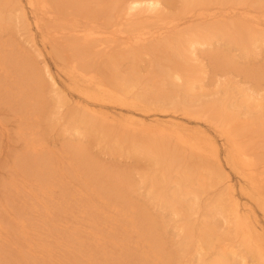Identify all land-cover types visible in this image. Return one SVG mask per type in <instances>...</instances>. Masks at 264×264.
Instances as JSON below:
<instances>
[{
  "label": "bare ground",
  "instance_id": "bare-ground-1",
  "mask_svg": "<svg viewBox=\"0 0 264 264\" xmlns=\"http://www.w3.org/2000/svg\"><path fill=\"white\" fill-rule=\"evenodd\" d=\"M96 1L92 6L89 4L90 0H0V28L5 29L11 22L15 23L18 30L27 37L26 42L30 45V49L35 50L32 55V52L27 51L28 48L26 49L22 44L19 46L11 36L8 37L9 39H4L0 31V141L12 143L15 140L13 138L15 135L17 141L22 144L20 149L23 151L18 149L21 152L18 153V150H12L13 154L15 152V158L11 155L10 159L14 158L16 162L18 161L16 164H20V169L30 164L27 169H24L26 173L21 171L20 174L23 178V189L29 191L28 194L31 196L37 195L36 191L33 193V189L35 190L32 182L33 175H39L41 180L47 176V173L39 165L45 157L43 152L48 153L49 151L59 154L62 159H67L71 158L68 153L73 148L75 161L80 160L82 165L88 166L87 161H83L87 156L86 152H88L84 143L90 137L101 133L104 139L95 137V140L99 144L104 141L109 146H113L118 141L129 140L135 152L141 151L144 155L155 157L156 160L151 161L156 166L166 164L172 157H176L177 162L180 158L178 164H175V160L172 163L177 166L178 176L174 178V181L177 182L178 187L172 190L169 199L165 200L167 204H170L168 206L172 213L182 216L184 214V219H180V224L176 226L181 232L180 239L176 242L179 250L187 253L191 250L192 244L196 243H199L198 249L205 250L204 252L198 251V249L193 250L194 252L198 251L196 254L199 255L200 261V263L195 262L194 264H205L207 261H210L211 264H234L238 260L239 264H248V254L256 264H264V227L259 222L257 213L258 209L264 215V153L257 159L255 156L256 142L247 137L254 136L248 133L247 126L239 127L237 125V127L233 123L234 113H230L228 110L226 106L228 99H225L230 95L225 94V102L212 101L211 99L209 102L205 98L210 94H203V96L194 94L197 96L192 99L195 100L193 102L196 104L195 106L186 104L192 102H188V99L185 98H180V101L174 99L161 101L159 99L160 103H155L156 97H150L145 101L142 97L143 94L135 91V83L129 82L131 78L133 80L134 78L127 76L128 68L123 66L125 53H130L133 60L137 56L148 53V50L160 48L162 45L173 46L175 51V47L179 43L175 54L180 59L183 57L185 59V51H188V59L191 61L190 65V61L187 60L190 77L194 78L198 70L199 75L206 76L203 69V60L205 59L203 54L212 45L213 33L218 31L223 26L221 23L227 19L226 11L213 10L210 6L222 3L223 0H189L183 3L180 10L179 6L182 3L176 9H172L164 0ZM179 11L182 17L179 15ZM232 16L250 21L257 27L264 25V21L260 17L250 13L236 11L232 13ZM197 21H202L201 25H204L200 34L197 30L199 24L197 27L193 25ZM228 33L231 34L230 31L224 32L226 36ZM158 48L155 52L157 56L161 54L163 47L160 50ZM151 54H153L152 51L149 55ZM167 58L171 60L169 54ZM167 58L165 64L162 62L165 61L163 59L162 61L160 59L155 62L151 61L152 64H149L159 70L156 78H162L160 70L169 67L170 60ZM50 61L54 64L52 65L56 69L55 73L52 71ZM135 65H131L134 70L140 69L139 64ZM174 66L178 68V61L176 63L174 61ZM116 68L122 69V72L125 73L122 80L115 77L114 70ZM154 71L152 72L153 77L155 74L157 75ZM137 76L139 77V75ZM185 80L187 81L182 71L175 70L170 77V82L174 84ZM189 89L192 90L191 93H195L194 85H191ZM224 90L227 93L229 87L225 86ZM218 95L222 96L223 94ZM169 96L177 97L176 94H169ZM234 97L233 94L231 98ZM242 104L249 106L253 112L262 110L264 94L258 91L243 94ZM1 108L10 111L9 114H14L13 117L17 119V128L13 127L15 130H12L14 135L11 134L10 128L7 129L9 131L6 130L8 123L4 124V113L2 114ZM7 111L4 112L7 113ZM177 111H182V114H178ZM44 114L53 115L48 120L53 119L54 124L62 126L61 131L70 141L61 137L60 141L65 142L62 143V141V146L57 147L56 144L51 145L45 140L44 134L47 130L43 129L41 125V118L44 117ZM193 121L195 122L193 123ZM259 125L261 126V123ZM55 127L57 126L54 125ZM257 130L258 126L253 131L257 132ZM12 138L14 140H11ZM17 141L14 143L16 144ZM71 141H75V143L69 147ZM10 145L8 144V146ZM12 148L16 147L12 146ZM12 151H10L11 154ZM178 152L181 154L178 155ZM192 156L200 159V161L194 162V165L198 167V171L200 169L203 171V173L200 171L201 177L196 182L190 180L192 184L198 183V186L203 187V191L206 192L208 183L216 185L226 181L224 184L226 195L220 200L218 205L220 211L218 210L216 215L210 212L211 208L205 214L200 213L201 192L196 187L192 185L189 187L187 184L191 177L187 171L193 164L187 163L183 159ZM223 159L225 164L240 178V195L237 194L238 189L231 180L229 171L225 169ZM13 163L14 166L12 164L10 167L13 166L12 177L17 178L19 167L14 161ZM72 165L74 166L73 175L76 176L77 172L81 173L80 177L87 191V185L90 186L89 183L94 177L90 176L87 182L88 173L80 169L81 165ZM148 174L145 175V179H150L151 195L154 200L161 202V198L163 195L166 196V193L161 194L159 187L162 185L167 188L170 177L166 173L162 177L158 174ZM45 179H43L44 182H47V177ZM45 184L41 187H46ZM21 187V184L18 185V197L24 195V192L21 194L23 191ZM79 190L78 188L73 196L81 199L77 195ZM184 194L192 195V198H188L187 205L183 204L185 201H178V198ZM243 197L244 199H242ZM203 203L206 209L209 208L204 201ZM16 204L13 201L3 203V211L8 215L17 214L11 209ZM192 204L195 205V208H192ZM196 205H198V209H196ZM183 206L190 207L189 213L188 209L184 210L185 212L181 211L185 208ZM167 208L169 209V207ZM191 208L193 211L197 210L202 218L197 213L195 214L196 217L198 216L197 219L189 217ZM16 210L14 208V211ZM19 211L22 212L21 209ZM20 212L17 215L13 214L14 218L11 215H6L13 219V223L10 222L11 226L8 225L10 219L7 222L11 232L15 225V218L20 216ZM220 219L227 226L226 231L223 228L218 234L216 231L219 225L217 220ZM114 220L113 227L111 224L108 227L110 228L108 233L112 236L119 231ZM197 221L200 223L198 229L200 233L195 235ZM228 221L232 222L231 226L228 225ZM1 225L0 264H3L4 256L10 253L11 257L14 256L11 258L13 262L5 260L4 264L8 262L10 264H17V262L19 264H28V262L35 264L37 261H32L31 256L34 258L37 256L41 260L40 263L47 264L46 259H50L49 256H52L49 253L51 249L45 246L49 254L42 255L37 250V246L28 243L27 220L20 224L23 227V234L20 237L25 239L28 250H20L19 247L17 252L14 250V253L16 252L21 259L8 250L9 247L6 245L10 241L12 242V236L10 238V231L7 227L4 228L6 225L2 226L3 228ZM146 228L148 229L147 226ZM6 231H9L8 235L5 234ZM91 233L96 238L102 237L98 228L91 229ZM214 233L223 240L222 246L218 248L216 256L208 260L207 249ZM229 233L234 234V237H228ZM89 242L90 238L87 244ZM12 243L11 245H13ZM120 246L122 247V245ZM12 248L10 249L13 250ZM95 248L96 246L93 245V249ZM152 248L153 255L157 254L158 244ZM123 250L124 246L122 252L113 250L114 254L111 256H124L127 252ZM101 251L104 252L100 247L96 252L100 253ZM123 258L120 259L123 260ZM56 261L52 260L49 263L55 264ZM255 262L253 261L254 264ZM91 264H95V261H91ZM111 264L118 263L116 260H112Z\"/></svg>",
  "mask_w": 264,
  "mask_h": 264
},
{
  "label": "rangeland",
  "instance_id": "rangeland-1",
  "mask_svg": "<svg viewBox=\"0 0 264 264\" xmlns=\"http://www.w3.org/2000/svg\"><path fill=\"white\" fill-rule=\"evenodd\" d=\"M164 1L167 2L172 9H176L180 3H182L179 6L180 10L183 3L189 0ZM95 2L97 1L90 0L89 4L94 6ZM210 7H212L213 10L218 11L222 9L226 11L225 16H227V19L221 23V26L222 24L223 26L213 33L212 45L208 50H205V53L203 54L205 56V59L203 60V69L206 76L202 74L199 75L198 70L194 78L190 77L187 64V60H189L188 51H185V59L183 55H181L183 59H180V57L175 54L177 45H180L179 43H177L175 51L173 46L166 47L165 45H162L160 48L163 47V49L159 56L155 53L158 47L148 50V53L137 56L133 60L130 53H125V62L123 66L126 69L128 68L127 76L134 78V80L131 78L129 82L135 83V91L139 94H143L142 97L145 101L150 97H156L157 100H154L155 103H160L159 99L161 101H170L172 99L179 100L180 98H185L188 99V102H192L186 104L189 106H195L196 104L193 103L195 100L192 99L197 98V96L194 94H200L201 96H203V94H210L205 98L209 102L210 99L212 101L219 100L225 102L224 96H226L225 94H229L230 96L225 97V99H228L226 105L228 110L230 113H234L233 123L239 127L247 126L249 129L248 133L255 137L247 136L256 142L255 146L257 151L255 156L258 159L260 155L264 153V108L253 112L249 106L242 104V100L243 94H247L248 92L258 91L261 94H264V29H259L264 28V25H260L258 28L250 21L240 19L236 16L233 17L232 13L236 11L239 13H250L251 15L260 17L264 21V0H223L222 3H215ZM246 8L249 10H245ZM179 15L182 17L181 12ZM187 15H189V13H187ZM201 23L203 22L197 21L193 24L194 27H197L199 24V28H197L199 34L200 30L204 28V25H201ZM8 25L5 29L0 28L4 39H9L8 37L11 36L14 41H17L18 45L22 44L26 49L28 48L27 51L32 52L31 54L34 55L35 50L30 49V45L26 42L27 37L23 35L22 31L18 30L19 28L16 24L11 22ZM225 31H230L231 34L228 33L226 36L224 34ZM14 36L16 37L15 39ZM160 48L158 49L160 50ZM151 51L153 54L149 55ZM168 54L170 55L171 60L167 58ZM161 58L165 61H162ZM166 58L170 60L168 62L169 67L160 70L162 71V78H156L159 70H156L151 65L149 66V64H152L151 61L155 62L157 59H160V61L165 64L167 63ZM174 61L175 63L178 61V68H175ZM50 63L51 65L53 64L51 61ZM135 64L141 66L140 69L138 68L139 70L137 68L134 70L131 66ZM53 65L51 67L52 71L55 73L56 69ZM175 70L184 72L187 81H178L179 84L170 82L171 74H173V71ZM153 71L154 73H157V75L155 74V77H153ZM148 72L152 75L150 76ZM114 74L119 80H122V76L125 75V73L122 72V69L120 70L117 68L114 70ZM137 75H139V77ZM191 85H194L193 90H195V93H191L192 90L190 91L189 89ZM225 86L229 87L227 93L224 90ZM169 94H176L177 97H170ZM218 94L223 95L219 96ZM233 94L235 97L231 98ZM1 109L2 114L4 113V124L6 125V123H8L6 125V130L10 128L9 130L12 134L17 128V119L13 117L14 114H9L10 111L8 112L7 109ZM4 111H7V113ZM181 112L182 111H177L178 114H182ZM10 115L11 117H9ZM49 117L52 118L53 115L44 114V117L42 116L41 118V125L43 129L47 130V132L44 130V132H46L45 134L43 133L44 138L51 145L56 144L57 147H60L65 141L62 140V142L59 138L63 137L67 140H69V138L64 136V133L61 131L62 126H58L56 123L54 124L52 122L53 119L49 121ZM194 122L195 121H193V123ZM259 123H261V126ZM54 125L57 127L54 128ZM256 126H258V130L257 132H254L253 130ZM11 127H14L15 129H12ZM14 136L13 138H15V140L13 138L11 139L14 140L13 142L10 140L13 144L10 142L8 143V141H0V225L3 223L1 227L6 225L4 228L6 229L7 227L10 231L9 236L10 238L12 236L13 243L10 241V245L9 243L5 245L9 247L8 250L12 251L14 255H17V257L21 259V257L16 254L18 247L19 249L21 248L20 250H28L25 239L20 237L23 234V227L20 224L27 220V231L29 232L27 235L28 243L37 246V250L42 253V255L49 253L52 254V256H49L51 257L50 259H46L47 264H50L49 262L52 260H57L55 264H91V261H95V264H111L112 260H116L118 264L200 263L198 259L199 255L196 253L198 251L204 252L205 250L201 248L198 249L199 243H196L195 245L192 244L191 250L187 253L179 250L176 242L180 239L181 232H179L176 226L180 224V219H184V214L182 216L172 213L170 206H168L170 204H167L165 200L169 199L170 192L178 187L177 182L174 181V178L178 176L176 170L177 166L174 165L179 163L180 158L177 162V158L172 157L166 164L162 162L163 165L156 166V164L151 161L153 159L156 160L155 157H151L148 154L144 155L141 151L135 152L129 140L115 142L113 146H109L104 141L99 144V142L95 140V137H99V139H104V137L101 133H97L95 137H90L84 143L88 152H86L87 156L84 157L83 161H87L88 166L82 165L80 160L77 162L75 161L73 148L68 153V156L71 158L67 159H62L59 157V154L50 153L49 151V154L43 152L45 157L43 160L41 159L42 161L39 165L47 173L46 177L48 181L44 182L46 177L43 178L45 180H41L39 175H33L32 182L35 186L33 193L36 191L37 195L35 194L36 196H31L28 194L29 191L23 189V178L20 175L21 171L26 173L24 169H27L30 164L21 169L20 164H16L18 161L16 162L14 159L15 152L13 154L12 150L16 151L19 149L22 152L23 149H20L22 148V144L20 141H17V136ZM16 141V144L19 143V145L14 143ZM71 142L72 143L68 145L69 147L75 143V141ZM8 144L11 145L8 146ZM12 146L16 148L13 149ZM19 150L17 152L21 153ZM10 151H12V154ZM179 154H181V152H178V155ZM11 155L14 157L13 160L10 159L12 158ZM158 159L162 160L161 158ZM167 159L168 157L166 160ZM174 160L175 164L173 165L172 163ZM13 161L19 167V172L16 176L17 178L12 177V168L14 166ZM183 161L193 164L190 166L191 169H188L187 171L191 176L190 179H188L187 184H189V187L190 185L196 187L197 190L201 192L202 200L200 213L205 214L211 208L210 212L216 215L218 210L220 211V209H218L219 202L226 195V189H224L226 181L224 180L216 185L208 183V190L204 192L203 187L198 186V183H191L196 182L198 178L201 177V172L203 173L202 169H200V172L197 170L198 167L194 165V162L200 161V159L192 156L191 158L183 159ZM223 162L225 169L230 173L231 180L236 184L238 189L237 194L240 195L239 176L234 173L227 164H225L224 159ZM12 164L13 166L10 168ZM72 164H76V166L81 165L80 169L88 173L86 176L87 182L90 176L94 177L89 183L90 186L87 185V191L83 186L80 177L81 173L77 172L76 176L73 175L74 166ZM148 173L158 174L160 177L166 173L170 177L167 188L162 185L159 187V192L161 194L166 193V196L163 195L161 198V202L154 200L151 195L152 185L150 179H145V175ZM190 180L192 181L190 182ZM48 182L50 184H47ZM20 184L23 189L21 194L24 192L22 197H18V185ZM43 184H45L46 187L42 188ZM62 185H64V187H62ZM78 188L80 190L77 195L81 197V199H78L77 196H73ZM188 198H192V195L184 194L181 198H178V201H185L183 204L187 205L189 201ZM242 199H244V197ZM7 201H13L14 204L17 203L16 206L14 205V207L11 208L13 209V212L18 214L20 209L22 211L20 212V216L15 218V225L13 226L12 232L11 229H9V226H7V222L11 217L8 218L7 216L17 214L13 213L8 215L3 211L2 204L5 202L7 203ZM203 201L209 208H205ZM163 203H165L164 206L166 207L163 206ZM192 206V208H195L194 204H192ZM196 206V209H198V205ZM167 207H169V209ZM184 207L185 206H183V208ZM14 208L17 210L14 211ZM180 208L182 207L180 206ZM192 208L189 217L191 216L192 219H197L198 216L196 217L195 215L197 213L199 217L202 218L197 210L194 209L193 211ZM189 209L190 207H185L183 210L181 209V211L185 212L184 210H187L188 212ZM257 213L258 220L264 227V215H262V212L258 209ZM12 218H14V216ZM113 219H115V225L117 226V229L119 228V231L112 236L108 233L110 229L108 227L110 224L111 227H113ZM217 221L219 224L216 230L217 233L219 234L223 228L224 231H226L227 224L223 223L222 219ZM10 222L13 223V219H10L8 222V225L10 224L11 226L12 223ZM199 224L200 223L196 224L195 235L200 233V231H198L200 228ZM94 225L95 227H93ZM228 225L231 226L232 222L228 221ZM94 228L100 230L102 237L96 238L92 236L91 229L93 230ZM9 231H6L5 234L8 235L7 233ZM228 237H234V234L229 233ZM89 238L90 242L87 244ZM220 240L221 239L214 233L213 239L207 249L208 252L206 256L208 260H211L216 256L215 254L218 251V248L222 246L223 240ZM11 243L13 245H11ZM19 244L22 247H16V245ZM155 244H158V253L153 255L154 251L152 247H154ZM93 245L96 246L95 249H93ZM117 245L118 247H115ZM120 245H122V247L124 246L123 251H126L127 253L124 254V256H111V254H114L113 250H122ZM12 246L14 247L12 248ZM45 246H48V248L51 249L49 253H47V248ZM100 247L104 250L103 253L102 251L100 253L96 252ZM195 249H198V251L194 252L193 250ZM14 250L16 251L15 253ZM11 255V253L6 254L3 259L6 261L9 260L10 263L13 262V260L11 261V258H14V256L11 257ZM32 257L33 256L30 257L31 260L33 259L32 261H37L35 264L38 263V260V264H43L40 263L41 260L38 259L37 256H35L37 259ZM122 257H124L123 260L120 259ZM247 258L248 264H252L253 261L255 262L249 254L247 255ZM5 260L3 261L6 262ZM238 261H235L234 264H239ZM9 262L7 264H10ZM17 264L19 263L17 262ZM28 264L34 263L28 262ZM205 264L211 263L210 261H207Z\"/></svg>",
  "mask_w": 264,
  "mask_h": 264
}]
</instances>
